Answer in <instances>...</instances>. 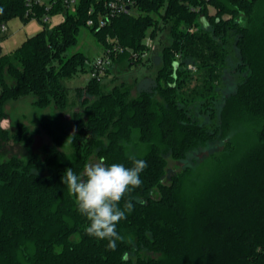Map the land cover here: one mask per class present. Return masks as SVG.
<instances>
[{"label": "trees", "instance_id": "obj_1", "mask_svg": "<svg viewBox=\"0 0 264 264\" xmlns=\"http://www.w3.org/2000/svg\"><path fill=\"white\" fill-rule=\"evenodd\" d=\"M94 4L79 0L71 12L57 0L48 14L61 22L38 20L39 33L0 54V118L7 101L28 95L39 108L69 104L65 80L90 73L82 52L66 55L81 29L103 51L124 49L111 54L107 73L146 64L125 49L142 52V40H155L164 26L170 42L148 90L131 97L128 86L104 90L105 78L89 77L75 90L82 112L71 127L55 114L39 121L50 139L40 154L0 152V264H264V0H135L137 15L101 28L86 24ZM26 10L25 0H0V25L27 23ZM34 11L46 13L44 5ZM228 60L237 87L221 101ZM36 133L0 125V142L29 152ZM211 143L221 150L163 183L167 155L182 160ZM133 156L148 166L130 194L134 210L117 226L125 239L110 249L86 234L89 222L61 178L67 168L82 173L91 159L130 167Z\"/></svg>", "mask_w": 264, "mask_h": 264}, {"label": "rangeland", "instance_id": "obj_2", "mask_svg": "<svg viewBox=\"0 0 264 264\" xmlns=\"http://www.w3.org/2000/svg\"><path fill=\"white\" fill-rule=\"evenodd\" d=\"M131 13L137 15V9H132ZM209 13L213 14V8H209ZM63 20L62 15H54L49 19L48 26L51 27ZM6 38L0 41L2 53L8 54L16 49L24 40L39 33L43 29V25L38 21L29 20L27 23H22L18 19H12L6 24ZM77 44L66 52L70 55L74 52H82L87 56L89 62H93L103 53V47L97 42L96 38L87 30L81 29L77 35ZM109 39H107L108 41ZM110 41V40H109ZM170 42L168 35V27L164 26L154 42V50L146 64L139 63L137 65H117L109 71L108 75L100 86L104 90H109L114 86L123 84L130 88L131 97H135L142 90H148L154 86L155 76L159 67L162 64L161 51L164 45ZM236 64L232 60L227 61V68L223 73L222 83L220 86L221 101L233 93L237 87V70ZM192 73H195L194 71ZM89 78L88 73L78 74L75 77L65 80V85L69 88L70 101L64 109H59L54 105L46 108H39L33 104V96L28 95L20 97L14 101H7L2 108L3 116L0 118V125L13 133L19 124L24 125L29 131L38 130L33 136V142L30 150H26L22 144L12 142H0V152L5 159L12 156L25 158L30 154L41 152V147L49 143V137L43 132L39 126V121L50 114H55L60 121L69 127L72 126L74 112H82L79 101L75 98V90L79 87H85ZM75 133V130H71ZM221 144H209L206 147H201L193 152H190L186 158L176 160L167 155L165 157V175L163 183H169V179L173 175L180 173L186 166H197L204 158L208 157L211 152L220 151ZM97 159H91L88 163H95ZM157 195V192H155ZM155 195V196H156Z\"/></svg>", "mask_w": 264, "mask_h": 264}, {"label": "clouds", "instance_id": "obj_3", "mask_svg": "<svg viewBox=\"0 0 264 264\" xmlns=\"http://www.w3.org/2000/svg\"><path fill=\"white\" fill-rule=\"evenodd\" d=\"M130 159L132 163L128 167L123 163L107 165L101 158L86 164L80 174L72 168L65 169L61 178L69 194L75 197L78 212L89 222L86 234L108 241L110 249L125 239L117 226L134 210L130 194L141 187L140 175L148 166L143 159L134 156Z\"/></svg>", "mask_w": 264, "mask_h": 264}, {"label": "built area", "instance_id": "obj_4", "mask_svg": "<svg viewBox=\"0 0 264 264\" xmlns=\"http://www.w3.org/2000/svg\"><path fill=\"white\" fill-rule=\"evenodd\" d=\"M94 6H90L88 10V18L86 24L89 27H104L111 18H114L122 14H132V9H135V0H94ZM57 3V0H25L26 4V13L25 16L31 21H40L42 24L47 25L49 19L52 17L48 12L53 8ZM61 3L68 11H74L77 7L79 0H61ZM45 6V12L40 17H37L34 11L35 6ZM95 17L96 20L93 18ZM7 31L6 24L0 25V36ZM155 40L146 36L141 44L144 49L142 52H133L131 49H125L130 52V58L133 61H146L150 59L152 51L154 50ZM124 49L114 45L112 49H106L103 51L100 57H97L93 62L87 63L90 68L89 77L96 78L97 80H103L108 73L106 70L111 64V54L121 53Z\"/></svg>", "mask_w": 264, "mask_h": 264}, {"label": "water", "instance_id": "obj_5", "mask_svg": "<svg viewBox=\"0 0 264 264\" xmlns=\"http://www.w3.org/2000/svg\"><path fill=\"white\" fill-rule=\"evenodd\" d=\"M2 53V50H1V48H0V54Z\"/></svg>", "mask_w": 264, "mask_h": 264}]
</instances>
